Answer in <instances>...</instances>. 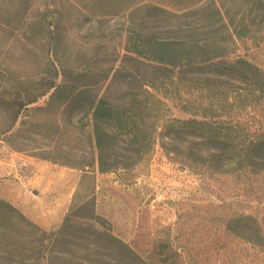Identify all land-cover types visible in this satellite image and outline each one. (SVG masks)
Returning a JSON list of instances; mask_svg holds the SVG:
<instances>
[{"label": "trees", "instance_id": "1", "mask_svg": "<svg viewBox=\"0 0 264 264\" xmlns=\"http://www.w3.org/2000/svg\"><path fill=\"white\" fill-rule=\"evenodd\" d=\"M89 1L90 15L107 13L110 0ZM118 2L128 4L117 12L166 11L151 0ZM246 2L261 9L257 31L264 38V0ZM31 5L32 0H0V140L82 175L55 229L43 228L0 197V264H150L97 213L95 167L100 172L135 167L149 156L156 136L184 133L201 140L218 172L264 171V131L249 136L229 112L235 102L247 104L249 94L239 89L264 92V69L232 48L233 36L248 35L253 20L244 16L231 30L215 6L220 38L163 37L136 29L126 38V52H117L108 64L97 43L76 51L65 46L59 8L33 14ZM126 56L150 68L151 75L141 78L139 67L128 71V94L117 102L103 87L123 71ZM193 74L203 75L197 78L200 86L190 82ZM234 82L241 86L232 88ZM179 86L190 98L199 93L181 104L191 114L187 118L164 110L162 99L178 95ZM227 228L264 248L251 215L230 219Z\"/></svg>", "mask_w": 264, "mask_h": 264}, {"label": "rangeland", "instance_id": "2", "mask_svg": "<svg viewBox=\"0 0 264 264\" xmlns=\"http://www.w3.org/2000/svg\"><path fill=\"white\" fill-rule=\"evenodd\" d=\"M151 1L166 11L158 16L143 9L117 12L128 4L118 0L107 2V13L99 15H90L94 4L89 0H32L31 11L59 8L65 46L76 51L97 43L108 54L109 64L117 52H126V38L136 29L163 37L220 38L223 28L217 6L231 30L244 16L253 20L248 35L233 36L232 48L264 69V38L257 31L262 16L257 6L246 0ZM121 62L123 71L103 87L117 102L128 94L132 80L128 71L139 67L141 78L151 75L150 68L137 66L128 56ZM188 78L197 87V78L203 75ZM238 86L232 83V88ZM179 89L174 98L162 99L164 110L172 117L187 118L191 114L181 104L199 93L190 98L185 88ZM239 90L242 96L249 94L247 104L239 108L235 102L229 112L249 136H256L264 131V92L259 96ZM215 164L199 139L184 133L156 136L149 156L135 167L109 172L95 167L96 211L150 264H264V248L227 228L230 219L249 214L264 236V171L218 172ZM81 175L78 168L15 151L0 140V197L47 230L61 223Z\"/></svg>", "mask_w": 264, "mask_h": 264}]
</instances>
